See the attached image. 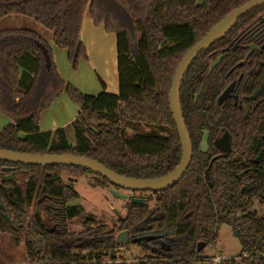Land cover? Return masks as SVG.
<instances>
[{"label": "trees", "instance_id": "16d2710c", "mask_svg": "<svg viewBox=\"0 0 264 264\" xmlns=\"http://www.w3.org/2000/svg\"><path fill=\"white\" fill-rule=\"evenodd\" d=\"M252 1L203 0L200 4L198 0H0V21L12 16L34 20L52 34L57 48L67 51L74 71L81 59H88L80 39L87 14L95 26L104 25L107 33L116 35L118 70V94L106 92L101 82L102 93L86 95L64 81L50 46L40 35L30 30L1 31L0 113L12 123L0 133V150L85 157L120 176L138 180L167 176L182 158L169 104L175 73L193 47L229 14ZM263 19L264 6L242 17L187 71L180 101L193 156L177 185L154 194L153 208L127 202L126 216L112 228L87 219L84 231L75 234L69 231V222L78 214V207L70 204L79 195L62 182V173L93 175L98 178V185H112L81 168L17 164L35 172L36 177L41 169L49 172L45 179L52 184V196L63 200L65 221L50 233L40 217L28 220L33 191L25 197L20 193L9 199V217L14 220L16 232L25 231L29 264H101L122 257L120 252L128 246L151 253L142 257L146 264H200L205 258L204 250L216 244L223 225H228L239 241L241 255H247L239 264H264V217L255 211L256 202L264 207V175L262 184L250 192L241 191L244 178L238 177L264 141L262 136H247L254 126L248 121L240 122L236 109L230 111L218 105L227 73L234 69L233 74H237L241 69L239 62L244 59L247 65L256 58L253 55L245 59L243 42L234 51L232 47L242 37L257 34L261 45ZM36 42L48 49L50 69ZM262 55L264 51L258 58ZM64 93L81 107L70 126L75 145L70 142L67 129H40L41 113ZM143 125L151 131L128 137V131ZM204 131L209 132L205 152L200 150ZM224 131L232 136V151L226 156L214 145ZM258 133H264V123ZM36 183L33 181L29 190ZM122 232L129 234L128 245L117 244ZM146 238L153 240L134 243ZM200 243L205 248L198 252Z\"/></svg>", "mask_w": 264, "mask_h": 264}, {"label": "flooded vegetation", "instance_id": "af4514ba", "mask_svg": "<svg viewBox=\"0 0 264 264\" xmlns=\"http://www.w3.org/2000/svg\"><path fill=\"white\" fill-rule=\"evenodd\" d=\"M262 22L264 23V19ZM240 42H243L241 48L247 50L245 59H248L253 55L256 58L248 61L247 65L244 59L239 62L237 66L241 69L237 74H233L234 69H231L227 73L223 79L225 89L219 98L228 89H230V91L228 92L227 98L221 104L219 103L218 98V105L230 111L236 109L239 112L240 122L243 123L244 121H248L253 124L254 131L248 133V135L241 134L242 136H262L264 141V133H258L260 125L264 123V55L258 58V56L264 51V42L260 45L261 40L259 41L258 34L256 36L242 37L237 44L232 47L233 51L240 45ZM228 50L229 49L225 50V54L228 53ZM254 87L255 89L252 91L251 89ZM261 89L262 91H260ZM226 135L229 136L230 150L228 152H222L215 144L216 141L222 139L223 136ZM203 136L206 150H200L205 152L208 150L209 132L204 131ZM216 141L214 145L221 155L226 156L232 151V136L228 131H224L222 136ZM206 175H208V171H206ZM263 175L264 145L257 155L250 158L249 164L246 163L245 168L238 174L239 178H244L241 191L250 192L257 186L261 185L262 183L260 181ZM48 176H50V173L44 172L43 169L38 171L36 177L35 172L30 173L28 170L19 167L17 164L6 162L0 164V226L2 229L11 232L18 230L13 225L14 220L9 217V212L12 210V205L9 203V199L12 196L14 197V194L18 195L20 193L25 197L29 191H33L34 194L31 200V206L28 209V220L37 219V216L38 218L40 217L50 233H54L57 230L59 223L65 221L62 208L63 200L61 197L54 198L52 196V184H48L45 179ZM33 181H36L37 183L33 186V190H29ZM125 192V194H132L144 198L146 201L148 200V206L149 202L156 201L154 192ZM256 204L258 203L256 202ZM257 206H259V204ZM22 226L23 225H21V227Z\"/></svg>", "mask_w": 264, "mask_h": 264}, {"label": "water", "instance_id": "95a60500", "mask_svg": "<svg viewBox=\"0 0 264 264\" xmlns=\"http://www.w3.org/2000/svg\"><path fill=\"white\" fill-rule=\"evenodd\" d=\"M264 6V0H254L229 14L220 25L203 38L195 47H193L182 60L178 67L171 86V92L169 97L170 110L173 115L175 125L177 127L180 144L182 147V158L178 167L170 174L163 178L152 180H138L132 178H126L120 176L103 165L95 162L91 159L73 156V155H38V154H23L18 152H12L7 150H0V162H6L11 164H20L24 166H36V167H49V166H65L81 168L86 171H90L101 178L107 180L111 185V194L122 201L130 202L133 205L148 206L146 199L132 195L123 194L121 189L130 192H164L173 186L177 185L187 173V170L191 164L193 156V146L190 135L188 133L181 107V86L184 81L185 75L193 62L203 52L207 51L210 47L223 39L230 31L235 27L236 23L245 15ZM37 47L41 50L47 69L51 68V57L48 49L42 43L36 42ZM263 89V88H262ZM262 89L260 91H262ZM228 89L220 98L221 104L228 96ZM216 147L222 152H228L230 150L229 136H223L222 139L216 141ZM162 180L163 182L156 184L155 181ZM145 241L149 242L153 238H146ZM143 239L134 240V243H140ZM130 243V237L128 232H122L117 237V244L120 246L128 245ZM205 248L204 243L198 245V252H201Z\"/></svg>", "mask_w": 264, "mask_h": 264}, {"label": "rangeland", "instance_id": "374dc122", "mask_svg": "<svg viewBox=\"0 0 264 264\" xmlns=\"http://www.w3.org/2000/svg\"><path fill=\"white\" fill-rule=\"evenodd\" d=\"M202 1L198 0V3L201 4ZM7 30H30L40 35L47 43H51L52 40V34L49 31L35 23L34 20L26 17L12 16L0 21V32ZM53 60L56 64L57 57L55 54H53ZM10 123H12L11 120L0 113V132ZM149 131L151 129L143 125L140 129L128 131V137L148 133ZM67 132L70 142L75 145L76 140L73 131ZM200 149L203 151L206 150L205 140L201 142ZM61 179L65 185L73 187L79 195V198L73 199L70 204L78 207V214L69 222L70 232L75 234L83 232V224L87 219L95 220L97 225H107L112 228L118 223L119 219H123L126 216L127 201L125 202L115 198L111 194V187L98 185L97 177L93 175L79 177L71 172H63ZM120 192L123 194L126 193L123 189ZM155 204V201L149 202V207L153 208ZM257 205L255 204V211L258 216L264 217V207ZM24 233L20 234L16 231L11 232L9 230L5 231L4 229L3 232H0V264H29L26 256ZM145 253L151 254L145 251L142 252L140 248L135 246L125 247L120 252L123 259L125 257L143 259L142 257ZM241 254V245L233 236L231 228L228 225H223L220 228L216 244L206 248L202 255L208 257L221 256L229 259L241 257Z\"/></svg>", "mask_w": 264, "mask_h": 264}, {"label": "crops", "instance_id": "0c3cea01", "mask_svg": "<svg viewBox=\"0 0 264 264\" xmlns=\"http://www.w3.org/2000/svg\"><path fill=\"white\" fill-rule=\"evenodd\" d=\"M115 37L114 33L105 31L104 25L95 26L93 20L86 14L82 23L80 39L86 47L88 59H81L78 69L75 71L68 61L66 50L57 48L52 40L48 45L57 57L56 68L61 77L81 93L99 95L103 92L101 86V82H103L106 92L118 94ZM80 111V105L72 102L64 93L48 110L41 113L40 129L42 132H54L58 129L72 131L70 126L77 119Z\"/></svg>", "mask_w": 264, "mask_h": 264}, {"label": "built area", "instance_id": "2783aa9c", "mask_svg": "<svg viewBox=\"0 0 264 264\" xmlns=\"http://www.w3.org/2000/svg\"><path fill=\"white\" fill-rule=\"evenodd\" d=\"M244 258H247V255H243L241 257L236 258H224L221 256H212L205 258L201 261L200 264H239ZM146 260L133 258V257H118L116 260L107 259L101 264H146Z\"/></svg>", "mask_w": 264, "mask_h": 264}, {"label": "bare ground", "instance_id": "6f19581e", "mask_svg": "<svg viewBox=\"0 0 264 264\" xmlns=\"http://www.w3.org/2000/svg\"><path fill=\"white\" fill-rule=\"evenodd\" d=\"M161 182H163V181L162 180H158V181H155L154 183L159 184Z\"/></svg>", "mask_w": 264, "mask_h": 264}]
</instances>
